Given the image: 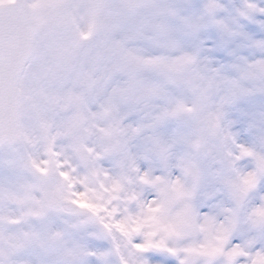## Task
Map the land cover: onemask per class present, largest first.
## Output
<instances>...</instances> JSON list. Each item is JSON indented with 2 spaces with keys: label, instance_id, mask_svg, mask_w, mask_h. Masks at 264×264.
Masks as SVG:
<instances>
[{
  "label": "rangeland",
  "instance_id": "1",
  "mask_svg": "<svg viewBox=\"0 0 264 264\" xmlns=\"http://www.w3.org/2000/svg\"><path fill=\"white\" fill-rule=\"evenodd\" d=\"M28 3L0 264H264V0Z\"/></svg>",
  "mask_w": 264,
  "mask_h": 264
},
{
  "label": "water",
  "instance_id": "2",
  "mask_svg": "<svg viewBox=\"0 0 264 264\" xmlns=\"http://www.w3.org/2000/svg\"><path fill=\"white\" fill-rule=\"evenodd\" d=\"M36 23L27 0L0 7V146L16 141L18 81L29 62Z\"/></svg>",
  "mask_w": 264,
  "mask_h": 264
},
{
  "label": "bare ground",
  "instance_id": "3",
  "mask_svg": "<svg viewBox=\"0 0 264 264\" xmlns=\"http://www.w3.org/2000/svg\"><path fill=\"white\" fill-rule=\"evenodd\" d=\"M20 91V90H19Z\"/></svg>",
  "mask_w": 264,
  "mask_h": 264
}]
</instances>
